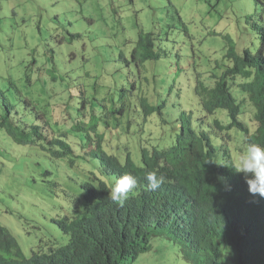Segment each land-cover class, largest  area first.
<instances>
[{"label":"trees","instance_id":"obj_1","mask_svg":"<svg viewBox=\"0 0 264 264\" xmlns=\"http://www.w3.org/2000/svg\"><path fill=\"white\" fill-rule=\"evenodd\" d=\"M260 12L263 19L264 10ZM253 28L255 50L245 48L238 54L232 39L225 37V59L230 64H222L212 72V87L194 71L182 102L181 89L175 91V79L168 84L163 81L161 88L158 77L145 81L140 72L136 77L124 55V45L113 61L104 62L99 73L97 54L88 58L70 47V59L82 58L83 69L78 92L74 93L78 102L66 109L67 116L73 110L76 113L69 117V124L55 122L50 109L53 93L57 95L54 100L65 101L66 107L69 103L51 77L62 47L56 50L55 46H39L36 42L40 50L31 47L17 64L16 69H22L18 77L11 73L10 65L4 66L0 72V128L5 134L21 146L44 142L43 149L51 160H66L73 166L79 156L74 155L68 140L75 130L85 147L91 149L87 156L94 166L82 185L81 205L56 221L59 232L69 237L68 243L48 253L32 252L27 260L13 236L0 228V264H135L139 255L151 249L150 241L156 235L152 229L159 227L161 235L167 229L171 244L188 247L187 260L192 264H264V198L250 195L243 174L233 169L249 143L264 145V20L254 23ZM156 37L152 31L139 32L132 47V62L136 66L147 61L162 62L165 70L169 59L170 66L174 62L176 72H181L180 56L175 55V61L173 56L168 57L163 41L157 42ZM77 39L72 35L70 44ZM111 63L128 69L119 82H109L106 68ZM89 64L91 70L87 69ZM32 69L34 73L43 71L46 77L30 83ZM91 99L98 105L91 104ZM170 99L177 104L172 113L171 109L167 113ZM111 100L118 101L113 110L117 117L123 116L132 101L141 110L143 123L153 115L159 118L154 147L148 149L141 140H129L128 135L122 151L105 149L108 142L99 127L108 113L106 103ZM248 109L253 111L252 133L242 121ZM147 171L165 177L155 190H148ZM125 173L136 177L138 187L121 206L112 202L108 193L115 178ZM51 184L58 186L53 180Z\"/></svg>","mask_w":264,"mask_h":264},{"label":"rangeland","instance_id":"obj_2","mask_svg":"<svg viewBox=\"0 0 264 264\" xmlns=\"http://www.w3.org/2000/svg\"><path fill=\"white\" fill-rule=\"evenodd\" d=\"M261 10L264 0H0V72L10 65L11 73L18 77L22 69L16 66L31 47L37 51L46 44L56 50L62 47L63 53L55 57L56 68L51 77L56 79L57 88L65 92L69 103L66 107L65 101L54 100L57 95L53 93L50 109L55 122L69 124V117L76 113L73 110L67 116L66 109L73 106L72 102H78L74 93L78 92L83 69L82 58L70 59V47L81 50L88 58L97 54L100 60L95 64L99 65V73L105 67L104 62L113 61L124 45V55L136 77L139 72L145 81L158 77L161 88L163 81L168 84L175 79V91L181 89L182 102L194 71L204 84L212 87L215 82L212 72L222 64H230L225 59V37L232 39L238 54L245 48L255 50L253 24L263 22ZM141 31L154 32L157 42L163 41L168 57L173 56L174 61L175 55L180 56L181 72H176L174 62L170 66L169 59L166 71L162 62L147 61L137 66L132 62V47ZM72 35L78 39L70 44ZM36 42L40 45L36 46ZM87 69L91 70L90 64ZM106 72L112 83L119 82L128 69L120 63H111ZM45 77L43 71L34 73L32 69L30 83ZM87 97L90 98L88 93ZM117 102L106 103L108 113L99 127L108 142L105 149L122 151L128 135L129 140H141L148 149L154 147L160 131L159 118L153 115L143 123V114L132 101L123 116L117 117L113 114ZM90 103L98 105L92 99ZM176 104L167 100V113L170 109L172 113ZM242 121L254 132L252 110L246 111ZM72 134L68 142L74 155L79 156L73 166L66 160H51L43 149L44 142L35 146L17 145L0 128V228L13 236L27 260L32 252L48 253L68 243L69 237L59 232L56 221L83 201L82 185L94 163L87 156L91 149L85 147L75 130ZM240 145L244 148L242 142ZM51 180L58 186H53ZM156 229L153 230L157 236L150 241L152 249L139 255L135 264H190L186 246L170 244L167 229L163 237L161 230Z\"/></svg>","mask_w":264,"mask_h":264},{"label":"clouds","instance_id":"obj_3","mask_svg":"<svg viewBox=\"0 0 264 264\" xmlns=\"http://www.w3.org/2000/svg\"><path fill=\"white\" fill-rule=\"evenodd\" d=\"M236 173H242L248 186V192L253 197L264 198V145L249 143L240 155L238 163L233 165ZM148 190H155L165 180L163 175L155 171L146 173ZM137 179L131 174L125 173L117 178L108 193V198L121 206L128 199L129 194L136 188ZM227 190H230V186Z\"/></svg>","mask_w":264,"mask_h":264},{"label":"bare ground","instance_id":"obj_4","mask_svg":"<svg viewBox=\"0 0 264 264\" xmlns=\"http://www.w3.org/2000/svg\"><path fill=\"white\" fill-rule=\"evenodd\" d=\"M28 107H30V106H28ZM207 107V106H206ZM22 119V118H21ZM17 125V124H16ZM160 130V129H159ZM192 141V140H191ZM194 141H195V139H194ZM203 141V140H202ZM207 142V141H206ZM228 142V141H227ZM191 143V142H190ZM201 143V142H200ZM184 145V144H183ZM198 145V144H197ZM181 146H182V144H181ZM189 146V145H188ZM191 146V145H190ZM178 147V146H177ZM198 147V146H197ZM179 148V147H178ZM182 148V147H181ZM189 148V147H188ZM146 149V148H145ZM177 149V148H176ZM199 149V148H198ZM154 150V149H153ZM152 150V151H153ZM186 150H188V149H186ZM191 150V149H190ZM175 151V150H174ZM199 151H201V149L199 150ZM198 151V152H199ZM185 152H188V151H185ZM202 152V151H201ZM104 153V152H103ZM177 153H178V151H177ZM191 153V152H190ZM153 154H154V151H153ZM157 154V153H156ZM194 154V153H193ZM131 155V154H130ZM144 155V154H143ZM177 155V154H176ZM188 155V154H187ZM187 155H185V156H187ZM200 155V154H199ZM178 156V155H177ZM181 156V155H180ZM145 157V156H144ZM148 157V156H147ZM152 157V156H151ZM161 157V156H160ZM163 157V156H162ZM166 157V156H165ZM189 157V156H188ZM193 157H194V155H193ZM129 158V157H128ZM190 158V157H189ZM157 159V158H156ZM166 159V158H165ZM94 160V159H93ZM153 160V159H152ZM173 160H174V158H173ZM201 160H202V158H201ZM96 161V160H95ZM190 161V160H189ZM128 163H130V162H128ZM144 163V162H143ZM148 163V162H147ZM156 164H157V162H156ZM190 164H192V163H190ZM194 164V163H193ZM159 165V164H158ZM133 166V165H132ZM126 167V166H125ZM124 167V168H125ZM146 167H148V166H146ZM123 168V169H124ZM129 168H130V165H129ZM155 168V167H154ZM159 168V167H158ZM197 169V168H196ZM234 169V168H233ZM197 170H199V169H197ZM148 172V171H147ZM199 172V171H198ZM112 174V173H111ZM162 174V173H161ZM191 174V173H190ZM214 174V173H213ZM159 175V174H158ZM212 175V174H211ZM102 177V176H101ZM195 177H198V176H195ZM205 177V176H204ZM207 177V176H206ZM213 177V176H212ZM211 176H210V178H212ZM198 179H199V177H198ZM204 179V178H203ZM205 179H208V177L207 178H205ZM211 180V179H210ZM200 181V180H199ZM176 182V181H175ZM196 182H198V181H196ZM200 183H203V182H200ZM206 184H208V183H206ZM204 185V184H203ZM168 186V185H167ZM138 187V186H137ZM189 187V186H188ZM190 187H191V184H190ZM189 187V188H190ZM195 187V186H194ZM202 187H204V186H202ZM174 188V187H173ZM191 189V188H190ZM211 189V188H210ZM172 190V189H171ZM188 190V189H187ZM196 190V189H195ZM194 190V191H195ZM197 190H198V188H197ZM200 190H202V189H200ZM209 190V189H208ZM212 191V190H211ZM173 192V191H172ZM210 192V191H209ZM200 194H201V192H199ZM190 194H191V192H190ZM197 194V193H196ZM203 194H204V192H203ZM141 195V194H140ZM193 197H194V194H193ZM185 199V198H184ZM197 199V198H196ZM209 200V199H208ZM191 201V200H190ZM207 201V200H206ZM205 202V201H204ZM208 202V201H207ZM190 203V202H189ZM196 205V204H195ZM175 206V205H174ZM203 206V205H202ZM174 208V207H173ZM197 208H199V206L197 205ZM202 207H200V209H201ZM163 211H165V210H163ZM186 211V210H185ZM188 212V211H187ZM164 213V212H163ZM181 213V212H180ZM192 213V212H191ZM166 214V213H165ZM194 214V213H193ZM163 215V214H162ZM181 218V217H180ZM179 220V219H178ZM157 221H159V220H157ZM162 221V220H161ZM189 221V220H188ZM187 221V222H188ZM205 222V221H204ZM166 223V222H165ZM236 223V222H235ZM161 224V223H160ZM160 224H158V225H160ZM165 225V224H164ZM187 227V226H186ZM182 228V227H181ZM189 228V227H188ZM159 229H160V227H159ZM150 230V229H149ZM153 230V229H152ZM158 229H156V231H157ZM161 230V229H160ZM163 232L162 233H164V230H162ZM149 233H150V231H148ZM194 234H196V233H194ZM165 235V234H164ZM148 236V235H147ZM152 236V235H151ZM154 236V235H153ZM155 236H157V235H155ZM159 236H161V235H159ZM162 237H163V235H162ZM168 237V236H167ZM151 238V237H150ZM154 238V237H153ZM157 238V237H156ZM160 238V237H159ZM196 238V237H195ZM164 239V238H163ZM149 240V239H148ZM151 240H153V239H151ZM167 240H168V238H167ZM166 241V240H165ZM152 242V241H151ZM154 242V241H153ZM164 242V241H163ZM156 243H157V241H156ZM173 243V242H172ZM249 243V242H248ZM159 244V243H158ZM171 244V243H170ZM178 244H180V243H178ZM169 244H167L166 246H168ZM185 245H187V244H185ZM151 246V245H150ZM160 246H161V244L159 245V248H160ZM175 246H177V244L175 245ZM191 246V245H190ZM249 246V245H248ZM178 247V246H177ZM177 247H176V249H177ZM151 248V247H150ZM175 248V247H174ZM184 248V247H183ZM188 248V247H187ZM152 249V248H151ZM171 249V248H170ZM150 251V250H149ZM175 251V250H174ZM182 251V250H181ZM153 255V254H152ZM179 255V254H178ZM185 255V254H184ZM182 256V255H181ZM152 257V256H151ZM185 257V256H184ZM185 259V258H184ZM183 259V260H184ZM185 262V261H184ZM187 263V262H186ZM190 264H191V262H190Z\"/></svg>","mask_w":264,"mask_h":264}]
</instances>
